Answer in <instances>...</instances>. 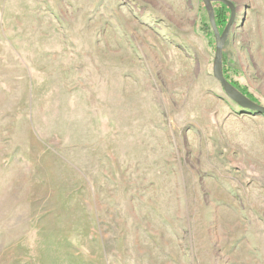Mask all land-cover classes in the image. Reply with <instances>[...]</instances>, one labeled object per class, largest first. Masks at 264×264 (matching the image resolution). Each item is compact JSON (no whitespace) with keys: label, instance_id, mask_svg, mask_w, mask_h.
<instances>
[{"label":"rangeland","instance_id":"rangeland-1","mask_svg":"<svg viewBox=\"0 0 264 264\" xmlns=\"http://www.w3.org/2000/svg\"><path fill=\"white\" fill-rule=\"evenodd\" d=\"M227 1L264 107V0ZM214 52L200 0H0V264H264V116Z\"/></svg>","mask_w":264,"mask_h":264},{"label":"water","instance_id":"water-1","mask_svg":"<svg viewBox=\"0 0 264 264\" xmlns=\"http://www.w3.org/2000/svg\"><path fill=\"white\" fill-rule=\"evenodd\" d=\"M207 14L208 23L210 25V29L212 31L214 42H215V52L212 62V76L219 83L221 89L225 93V95L235 104L240 110L253 113L256 115L264 116V107L258 104H255L247 97L242 95L239 91H237L229 82H227L223 76V68H222V50L224 44L229 36V30L232 25L233 16L235 7L233 4L227 0H200ZM222 4L226 7L230 12L229 22L226 24L224 30L219 33L215 23V16L212 4Z\"/></svg>","mask_w":264,"mask_h":264},{"label":"trees","instance_id":"trees-1","mask_svg":"<svg viewBox=\"0 0 264 264\" xmlns=\"http://www.w3.org/2000/svg\"><path fill=\"white\" fill-rule=\"evenodd\" d=\"M216 22H217V24H218V17H216Z\"/></svg>","mask_w":264,"mask_h":264}]
</instances>
